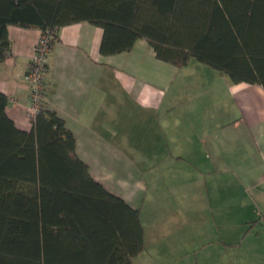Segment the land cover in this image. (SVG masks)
<instances>
[{
    "label": "crops",
    "instance_id": "1",
    "mask_svg": "<svg viewBox=\"0 0 264 264\" xmlns=\"http://www.w3.org/2000/svg\"><path fill=\"white\" fill-rule=\"evenodd\" d=\"M7 31L0 92L8 116L28 131L22 78L41 31ZM56 35L44 109L73 134L92 178L139 209L144 248L132 264L188 262L200 251L207 264L264 259V239L257 241L255 231L264 232L255 220L264 213V89L212 73L204 92L194 94L202 91L190 77L199 63L177 68L160 61L145 39L104 56L96 25H66ZM229 102L234 113L225 110Z\"/></svg>",
    "mask_w": 264,
    "mask_h": 264
},
{
    "label": "trees",
    "instance_id": "2",
    "mask_svg": "<svg viewBox=\"0 0 264 264\" xmlns=\"http://www.w3.org/2000/svg\"><path fill=\"white\" fill-rule=\"evenodd\" d=\"M83 21L101 28V55L145 39L160 61L196 60L264 89V0H0V62L8 26L52 33L51 48L60 27ZM7 104L0 92V264H132L144 248L139 209L92 178L55 112L26 131Z\"/></svg>",
    "mask_w": 264,
    "mask_h": 264
},
{
    "label": "built area",
    "instance_id": "3",
    "mask_svg": "<svg viewBox=\"0 0 264 264\" xmlns=\"http://www.w3.org/2000/svg\"><path fill=\"white\" fill-rule=\"evenodd\" d=\"M52 39V33H41L34 47V55L25 66L22 79L29 89L30 104L27 114L31 122L44 109L46 102L48 92L46 86L48 55Z\"/></svg>",
    "mask_w": 264,
    "mask_h": 264
},
{
    "label": "rangeland",
    "instance_id": "4",
    "mask_svg": "<svg viewBox=\"0 0 264 264\" xmlns=\"http://www.w3.org/2000/svg\"><path fill=\"white\" fill-rule=\"evenodd\" d=\"M190 62L199 63V65H200V66H196L195 73H191L192 75H190V77L194 79V82H195L196 86H198L199 89H202V91L195 90L196 92L194 94L201 95L204 92V90H205V88H203V87H206L205 84L207 85L209 80L215 79L213 77L215 74H212V73H220V72H218L217 70L213 69L212 67H210V66H208L206 64L197 62L196 60H191ZM204 69H209L208 70L209 72L208 71L205 72ZM229 105L232 106V109H229L228 104H227V108L225 110L227 112L234 113L233 112L234 107H233L232 103L229 102ZM233 217H235V215L229 216L227 218L229 219V218H233ZM255 220L264 223V213H259V216ZM261 229L262 228H260V227H256L255 231L259 232V235L256 236L257 241H260L261 239H264V235H262V233H264V232H262ZM246 242H249V241L245 240L243 242L244 245L246 244ZM208 253L211 254V249L208 251ZM202 261H203V256H202V252L200 251L198 253V256H197L196 259L194 257H192V259L188 260V262H185V261H180V262H176V263L175 262H169V263L167 262V263H164V264H207V263H203ZM255 262L257 264H264V259H261V258L258 257V259H256Z\"/></svg>",
    "mask_w": 264,
    "mask_h": 264
}]
</instances>
